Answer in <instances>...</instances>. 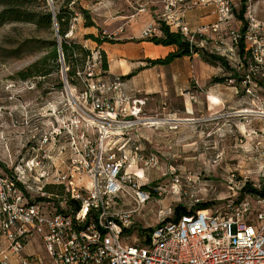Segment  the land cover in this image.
<instances>
[{
  "label": "built area",
  "instance_id": "obj_1",
  "mask_svg": "<svg viewBox=\"0 0 264 264\" xmlns=\"http://www.w3.org/2000/svg\"><path fill=\"white\" fill-rule=\"evenodd\" d=\"M160 3V14L145 25L141 38L160 37L161 22L170 32L179 33L191 51L223 57L236 71L245 64L248 73L241 74L240 84L253 98L254 76L264 71V44L258 41L264 26L255 18L252 0ZM205 7L211 8L215 21L190 28L184 16ZM232 22L236 28L228 25ZM248 59L250 62L245 61ZM105 73L101 59L92 56L75 75L82 84L81 92L63 81L74 114L52 135L67 142L71 153L68 163L50 166L45 164L48 158L42 157L0 176V232L7 241L0 264H264V197L241 192L247 183L255 191L264 188V167L257 173V181L249 183L250 177L245 175L240 188L228 187L231 199L223 212L220 208L192 211L199 199L179 189L181 180L175 174L170 189L179 200L189 197L190 208L178 202L192 212L174 218V211L167 206L159 210L158 224L150 233L135 238L133 244L124 242L135 210L116 208L120 196H130L132 191L140 208L152 200L159 202L165 189L143 186L126 173L133 165L139 164L146 171L157 166L154 155H144L138 147L126 149L128 132L156 118L146 117L144 101L129 99L120 79H104ZM34 169L39 174L33 180L37 186L32 188L30 173ZM82 177L88 179V188L80 183ZM47 186L61 188L62 194L46 192ZM32 193L36 194L33 199ZM34 236L45 250L42 259L24 253ZM12 258L15 263H11Z\"/></svg>",
  "mask_w": 264,
  "mask_h": 264
},
{
  "label": "rangeland",
  "instance_id": "obj_2",
  "mask_svg": "<svg viewBox=\"0 0 264 264\" xmlns=\"http://www.w3.org/2000/svg\"><path fill=\"white\" fill-rule=\"evenodd\" d=\"M75 1V5L71 3L65 8L66 15L69 12L73 14L69 19V32L64 39L82 46L90 59L92 56L101 59V55L97 43L87 39L88 35H105L107 40L115 42V38H123L122 35L128 31L127 27L131 22L140 23L139 9L145 6L153 11L159 7V0ZM45 2L53 11H58L63 4L62 0ZM257 2L258 0H252L251 9L257 21L264 26L259 21H264V9L260 7L256 14ZM79 8L89 11L96 28L84 27ZM230 26L236 28L234 22ZM118 28L124 32H120ZM115 33L116 36L111 37ZM54 37L53 31L51 33L39 30L28 23H7L0 27V176L10 175L14 168L31 160L37 161L46 157V165L59 166L62 162L68 163L71 156L64 137L54 138L52 135L53 131L59 130L61 124L74 114L68 98L69 92L64 90L63 81L67 78L62 76L60 69L64 64L63 60L62 63L58 61V71L46 77H32L27 80L18 77L19 72L47 53L48 46L42 42L53 40ZM258 41L264 44V32ZM87 60L88 57L84 66ZM245 61L250 62L249 59ZM78 62V70L81 71L83 69H80L81 63ZM229 67L236 70L230 65ZM63 71L66 72L64 68ZM237 71L242 75L248 73L245 64ZM213 72L216 77H222L228 71L215 64ZM257 77L264 85V71H259L254 76ZM75 82L76 91L81 92L83 87L80 80L75 78ZM229 86L236 87L238 91L237 100H232L235 102L232 109L225 106L216 114L207 115L201 105L190 119L169 121L162 116L160 118L166 121L163 124L138 126L128 132L129 143L126 149L133 150L138 147L144 155H154L157 166L146 171L139 164L133 165L127 167L126 173L134 175L136 181L143 186H160L165 192L159 202L152 200L140 208L136 207L132 191L129 192L130 196H120L116 208L125 212L135 210L129 219L130 230L128 234H124L125 243L133 244L135 238L146 236L147 232L143 230L158 224L159 210L167 206L173 210L179 202L187 208L192 206L187 195L180 200L177 193L173 195L170 188L175 174L181 180L179 189L186 191L188 195H195L199 199L198 203H208L209 209L220 208L222 212L226 202L231 199L228 187L240 188L245 175H249V183L257 181V173L264 167V114L261 117L259 115L264 113V88L259 91L257 99L253 98L255 103L252 104L248 101L249 97L246 99L241 84L234 81L219 87L216 96L221 97ZM246 106L251 110H238ZM177 123L181 124L175 125ZM45 138L47 142L44 141ZM37 174L38 169L36 172L34 169L30 173V180L33 181ZM80 181L85 187H89L86 177H82ZM30 184L32 188L37 186L35 181ZM35 196L32 193L30 197L33 199ZM6 246L7 241L0 232V253ZM24 253L33 254L40 259L46 256L37 236L25 246Z\"/></svg>",
  "mask_w": 264,
  "mask_h": 264
},
{
  "label": "crops",
  "instance_id": "obj_3",
  "mask_svg": "<svg viewBox=\"0 0 264 264\" xmlns=\"http://www.w3.org/2000/svg\"><path fill=\"white\" fill-rule=\"evenodd\" d=\"M260 7L264 9V0H258L255 6L256 14ZM144 8L143 13L138 12L139 18H141L140 23L131 22L130 26L127 27L128 31L122 35V39L115 38L114 43L105 42L97 46L100 52L105 53L108 64V70L105 71L103 78L113 79L118 77L122 84L121 88L129 99L144 101L142 110L146 117L161 119L160 117L163 116L164 119H190L189 117L193 116L194 111L199 110L201 105H203L204 112L207 115H214L225 106L232 109V104L235 103L232 100L236 101L238 98L236 87H226L228 90H225L221 97L216 96V90L225 86L226 82H236L231 77L232 72L228 71V75L223 74L222 77H216L213 72L214 65L203 62L198 53L177 58L167 66H150L148 64V59H161L168 53L175 51V48L172 46H156L141 38L145 25L153 22L154 18L160 14V0L157 10L151 11L145 6ZM184 21L190 28L196 29L199 26L213 23L215 19L212 16L211 8L205 7L191 10L190 13L184 16ZM259 21L264 23L260 19ZM239 74L241 76V73ZM129 76L131 78H127ZM222 78L221 83L213 82L214 79ZM254 80L256 93L253 98L257 99L258 93L262 91L264 85L260 82L259 77L254 78ZM237 83H240V81ZM245 96L246 99L250 98L248 101L252 104L255 103L251 96ZM229 103L231 106H228ZM242 109H249V107L246 106L238 110ZM148 112L153 114H148ZM180 115L187 117L180 118L182 117ZM178 124L181 123L175 125ZM11 263H15L14 258L11 259Z\"/></svg>",
  "mask_w": 264,
  "mask_h": 264
},
{
  "label": "trees",
  "instance_id": "obj_4",
  "mask_svg": "<svg viewBox=\"0 0 264 264\" xmlns=\"http://www.w3.org/2000/svg\"><path fill=\"white\" fill-rule=\"evenodd\" d=\"M56 1V0H52ZM62 7L58 11H51V9L47 6L45 0H0V27L7 23H28L34 25L37 29L43 31H53L55 37L53 40L44 41L45 45L48 46L47 53L32 63L25 70L18 73V77L22 80H27L32 77H46L51 75L52 72L58 71L60 63V53L62 54V60L64 64L63 68L66 70L65 75L68 83L71 85H75V75L78 70V61L81 63V68L83 69L84 62L89 54L87 51L83 50L82 46L76 43L66 42L64 36L69 32V19L72 17L73 12H69V15H66L65 8L73 3L76 4L75 0H62ZM64 7V8H63ZM79 13L82 15L84 19V27L91 28L96 25L91 18V15L88 10L83 8H79ZM244 13L243 9H241L240 18H242V14ZM69 16V17H67ZM159 28L161 31L160 37H154L152 39H147V41L151 42L156 46H172L175 48V51L168 53L161 59L151 60L148 59V64L150 66H167L174 62L177 58L191 56L192 53H198L203 62L210 65L219 64L225 70L232 72L231 77L239 82L240 74L229 67L226 60L222 57H218L209 52H203L199 50L191 51L188 43H186L179 33L170 32V30L165 27L161 22L159 23ZM57 28L58 39L62 38L60 41V45L57 43V36L55 30ZM105 35L101 37H94L93 35H88L87 39H92L97 45H101L102 43H114L105 38ZM101 55V69L102 71L108 70L107 59L105 53L103 51L100 52ZM61 69V68H60ZM127 78H131L130 76ZM222 79H214L213 82H222ZM6 170V169H5ZM48 193H55L58 195L62 194L61 188L54 189L53 187H45L44 189ZM241 192L254 193L259 194L264 197V188L260 191L254 190L250 187L249 184H246ZM208 203H197L192 208V211L195 210H204L209 208ZM174 218L180 217L182 214H186L188 211L181 204L176 206L174 209ZM153 230L150 227L146 231L150 233Z\"/></svg>",
  "mask_w": 264,
  "mask_h": 264
},
{
  "label": "bare ground",
  "instance_id": "obj_5",
  "mask_svg": "<svg viewBox=\"0 0 264 264\" xmlns=\"http://www.w3.org/2000/svg\"><path fill=\"white\" fill-rule=\"evenodd\" d=\"M262 114H264V113H260L259 115H260V117H261V115ZM168 120V119H167ZM169 121H170V119H169ZM166 121H164V120H162V121H159V120H156V119H147V124L149 125V124H151V125H158V124H163V123H165ZM146 124V125H147Z\"/></svg>",
  "mask_w": 264,
  "mask_h": 264
},
{
  "label": "water",
  "instance_id": "obj_6",
  "mask_svg": "<svg viewBox=\"0 0 264 264\" xmlns=\"http://www.w3.org/2000/svg\"><path fill=\"white\" fill-rule=\"evenodd\" d=\"M51 11L53 12V9H51ZM55 33H56V36H57V43H58V45H60V41H59V39H58V34H57V28H56V30H55ZM62 54L60 53V63H62ZM61 73H62V76H66L65 75V72L63 71V66H61Z\"/></svg>",
  "mask_w": 264,
  "mask_h": 264
}]
</instances>
